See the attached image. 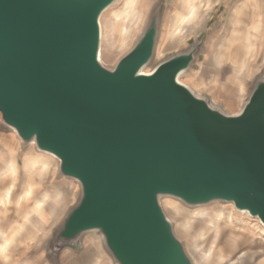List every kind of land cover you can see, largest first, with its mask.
Listing matches in <instances>:
<instances>
[{
	"label": "water",
	"instance_id": "1",
	"mask_svg": "<svg viewBox=\"0 0 264 264\" xmlns=\"http://www.w3.org/2000/svg\"><path fill=\"white\" fill-rule=\"evenodd\" d=\"M118 2L0 0V121L80 186L49 254L96 232L115 264H194L161 201L232 204L264 227V79L229 115L180 81L202 41L145 72L164 0L108 69L100 20Z\"/></svg>",
	"mask_w": 264,
	"mask_h": 264
},
{
	"label": "rangeland",
	"instance_id": "2",
	"mask_svg": "<svg viewBox=\"0 0 264 264\" xmlns=\"http://www.w3.org/2000/svg\"><path fill=\"white\" fill-rule=\"evenodd\" d=\"M161 1L119 0L103 14L100 57L105 67L114 69L130 52ZM164 2L156 58L145 72L202 41L197 61L180 81L222 112L238 115L254 81L264 79V0ZM242 89L244 93L237 98L236 91ZM27 153L40 154L39 158L53 167L51 178L72 186L74 196L71 203L65 201V210L46 200L45 215L36 214L32 207L37 202L24 201L31 180L38 182L42 177L25 163ZM45 161H40L44 167ZM58 167L56 159L39 153L34 144L23 149L15 132L0 121V264H115L96 232L84 236L81 248L49 254V240L80 195L75 180L58 179ZM161 204L194 264H264V227L258 219L239 214L232 204L189 208L170 197L163 198ZM36 208H41L40 202ZM241 234H250V240L249 235Z\"/></svg>",
	"mask_w": 264,
	"mask_h": 264
},
{
	"label": "crops",
	"instance_id": "3",
	"mask_svg": "<svg viewBox=\"0 0 264 264\" xmlns=\"http://www.w3.org/2000/svg\"><path fill=\"white\" fill-rule=\"evenodd\" d=\"M243 93H244L243 89L236 91V97L241 98ZM39 156H41V155L38 154L35 156L31 153H27V156L25 158V163L27 164V166H29L31 171L33 170L32 173H34V171H36L42 177L37 178V179H39L38 182L31 180L32 182L29 185L30 189L28 191L29 194L28 193L26 194L27 197L25 196L24 201L26 203H29V201H30L34 204H35V202H37L35 204V206L32 207V210L34 211L33 213H36V214L40 213L41 215H45V213L43 212V208H44L43 205H44V203H46V200L53 201L55 205H58V206L60 205V208L62 210H65V207H64L65 203L66 202L71 203V199L74 196L73 190H72L73 188L65 180H61V179L57 180L56 178L52 179L50 174H51V171L53 170V167L48 162L46 163V161H45L46 159H43L47 165L46 167H44V165L41 164V162H43V160L40 159ZM17 157H18V155H17ZM16 158L14 157L15 163L18 162V159H16ZM54 170H55L54 173L56 176L57 168L56 169L54 168ZM11 177H13V176H11ZM38 196H40L41 198H40V200L36 201L37 198H35V197H38ZM39 202L41 204V208L37 209L36 207H37V204ZM44 211L47 212L46 210H44ZM243 235H245V236L249 235V240H250V238H251L250 234H241L242 237H243Z\"/></svg>",
	"mask_w": 264,
	"mask_h": 264
},
{
	"label": "bare ground",
	"instance_id": "4",
	"mask_svg": "<svg viewBox=\"0 0 264 264\" xmlns=\"http://www.w3.org/2000/svg\"><path fill=\"white\" fill-rule=\"evenodd\" d=\"M182 20L185 21V20H186V17H185V19L183 18ZM245 51H246V50H245ZM241 58H242V57H241ZM239 68H240V67H239ZM241 69H242V68H241Z\"/></svg>",
	"mask_w": 264,
	"mask_h": 264
}]
</instances>
